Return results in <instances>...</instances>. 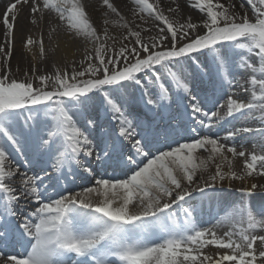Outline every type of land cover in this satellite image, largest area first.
Listing matches in <instances>:
<instances>
[{"label":"snow or ice","instance_id":"snow-or-ice-1","mask_svg":"<svg viewBox=\"0 0 264 264\" xmlns=\"http://www.w3.org/2000/svg\"><path fill=\"white\" fill-rule=\"evenodd\" d=\"M45 23L78 63L29 59ZM0 25L2 264H264V0H11Z\"/></svg>","mask_w":264,"mask_h":264},{"label":"bare ground","instance_id":"bare-ground-1","mask_svg":"<svg viewBox=\"0 0 264 264\" xmlns=\"http://www.w3.org/2000/svg\"><path fill=\"white\" fill-rule=\"evenodd\" d=\"M11 0H0V17H2L4 11H5V6L10 3ZM87 2H95V0H87ZM117 2H120V0H117ZM236 3H240V0H236ZM247 3L245 2V5ZM246 7V6H245ZM193 17L196 18L198 17V13L193 12L192 13ZM27 17H28V9L26 7L21 6V10L19 12V21H18V26L23 29L25 28L26 24H27ZM27 30L30 31V34L35 38V39H39L41 35H43V39H44V45H45V51H52L54 48H56V46L58 45V50H56L55 52V59L57 60L58 66H60V64L62 62H71L72 60H76V57H73V51H75V48H77L76 45H69L66 42V38H64L62 35H56L53 34V38L50 40L49 39V31H50V27L48 24H37L35 26H31L28 25ZM111 30V29H110ZM117 31V29H116ZM119 31V29H118ZM3 32V27L2 25H0V33ZM0 39H2V36H0ZM19 43V34L17 36V44ZM80 47H78L79 50ZM37 51H39V46L35 45L33 46V51L32 53H29V59L31 58V56L33 54L36 55V61L35 63L37 64L38 68H44V66L46 64H50L51 59L53 54L51 55L50 53H46L45 52V60L43 62H41L40 60V54L37 53ZM13 67H15L16 63H17V57L16 54H14L12 61H11ZM60 63V64H59ZM25 67L24 64H21V68L23 69ZM47 72H51L53 69L52 67H47L45 69ZM257 115H259L257 113ZM237 146H238V150H240V141L238 140L237 142ZM245 147H247L249 150H251V145H245ZM258 151V149H257ZM236 170L239 171L240 169V165H241V161L238 159L236 162ZM260 177H253V178H248L245 181V186L250 185L251 183H264V178H260ZM225 185H227V181L225 182ZM241 186V182L240 181H234L233 182V189L239 188ZM249 199H251V203L253 206L258 204V197H252V198H248V197H243L239 192L233 191V194L231 197H229V200H235L237 201V203H239L240 201H245L247 202ZM208 206V205H207ZM216 211V209L213 207L211 209V213L214 214ZM221 216H223V213H221ZM205 221H209L210 220V210L209 213L205 214V217H203ZM228 227L227 226H222L217 228L218 234H222L224 231H227ZM258 263H260L258 261ZM0 264H2V261H0Z\"/></svg>","mask_w":264,"mask_h":264},{"label":"rangeland","instance_id":"rangeland-1","mask_svg":"<svg viewBox=\"0 0 264 264\" xmlns=\"http://www.w3.org/2000/svg\"><path fill=\"white\" fill-rule=\"evenodd\" d=\"M245 6H246L245 9H248V5L246 4ZM117 31H118V29H117ZM76 46H77V48H75V51H73V57H76V60H77V63H78L79 60L82 59L83 47L82 46H78V45H76ZM78 47H80L79 50H78ZM45 52L46 53L48 52L51 55L53 54V51H45ZM37 53H39V51H37ZM63 63L64 62H62L61 64L59 63L61 67L63 66ZM258 264H260V263H258Z\"/></svg>","mask_w":264,"mask_h":264}]
</instances>
